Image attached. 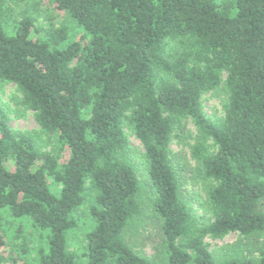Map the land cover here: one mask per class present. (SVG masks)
<instances>
[{"label":"trees","instance_id":"16d2710c","mask_svg":"<svg viewBox=\"0 0 264 264\" xmlns=\"http://www.w3.org/2000/svg\"><path fill=\"white\" fill-rule=\"evenodd\" d=\"M43 1L89 39L68 43L66 27L43 34L33 18L17 19L14 5ZM0 82L16 85L60 145L40 151L0 105V209L45 234L36 264H79L69 236L89 187L86 264H158L125 237L142 213L138 171L121 158L127 131L144 147L162 220L159 264H264V0H0ZM218 93L223 114L209 116L204 98ZM189 120L191 156L207 184L202 215L181 190L171 149ZM234 233L261 238L257 256L206 242ZM7 246L0 222V264Z\"/></svg>","mask_w":264,"mask_h":264},{"label":"rangeland","instance_id":"374dc122","mask_svg":"<svg viewBox=\"0 0 264 264\" xmlns=\"http://www.w3.org/2000/svg\"><path fill=\"white\" fill-rule=\"evenodd\" d=\"M17 19L29 16L34 19L37 27L42 29L44 34L50 28L66 27L70 33L68 43L80 41L83 38L89 39L83 27L75 23L67 12L57 10L49 1L30 2L14 5ZM85 42V41H83ZM222 94H208L204 98V110L209 115L221 116ZM0 105L10 115V124L14 131L32 133L40 151L56 153L59 149L58 139L41 132L34 112L25 108L22 104V95L15 84L0 82ZM129 134L131 148L129 152L122 155L138 171L141 182L140 203L142 213L128 227L125 233L128 244L139 254L149 257L156 263L165 258L164 234L162 231V220L153 208L155 193L150 185L147 163L144 157V147L134 134ZM181 138L174 139L171 149L174 156V164L179 170L181 177V190L185 197L191 200L198 209V214H204L206 181L196 173V163L192 159L190 147L195 142L196 128L192 120L185 123ZM68 158L64 154L63 162ZM52 189L59 193L60 187L51 182ZM96 192L90 187L86 191L84 204L75 213L78 221V228L69 236L70 250L78 255L79 264H86V235L92 229L94 220L90 214V208L95 203ZM0 222L5 230L8 239V261L5 264H20L25 261L29 264H36L40 248L45 247V234L37 230L29 218H14L7 210L0 209ZM20 236V238H17ZM206 242L210 249L215 252H232L233 247L241 255L257 256V248L262 239L255 236L242 238L234 233L223 240L207 238ZM22 248H26L24 251Z\"/></svg>","mask_w":264,"mask_h":264}]
</instances>
